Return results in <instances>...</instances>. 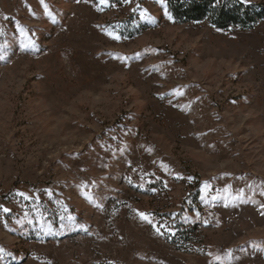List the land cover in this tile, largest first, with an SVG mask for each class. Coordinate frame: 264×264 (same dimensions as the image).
<instances>
[{
    "label": "rangeland",
    "instance_id": "1",
    "mask_svg": "<svg viewBox=\"0 0 264 264\" xmlns=\"http://www.w3.org/2000/svg\"><path fill=\"white\" fill-rule=\"evenodd\" d=\"M45 3L51 17L0 0V264H264V21L218 30L170 21L165 1ZM68 215L88 231L62 228Z\"/></svg>",
    "mask_w": 264,
    "mask_h": 264
},
{
    "label": "trees",
    "instance_id": "2",
    "mask_svg": "<svg viewBox=\"0 0 264 264\" xmlns=\"http://www.w3.org/2000/svg\"><path fill=\"white\" fill-rule=\"evenodd\" d=\"M164 1L170 15L179 24L208 22L218 30L231 28L251 30L264 21V3L252 2L241 5L239 0H220L219 3L216 0ZM127 24L129 26L131 22ZM135 30L130 29V37L139 32V30Z\"/></svg>",
    "mask_w": 264,
    "mask_h": 264
},
{
    "label": "snow or ice",
    "instance_id": "3",
    "mask_svg": "<svg viewBox=\"0 0 264 264\" xmlns=\"http://www.w3.org/2000/svg\"><path fill=\"white\" fill-rule=\"evenodd\" d=\"M77 2L79 3L80 0H77ZM85 2H87V0H85ZM97 2H98V5H100V6H109V0H97ZM122 2L130 3V0H122ZM158 2L161 3L162 5L164 4V0H158ZM216 2L219 3L220 0H216ZM39 3L43 7L45 14L49 15L51 17V12L49 10L48 4L45 3V0H39ZM239 3L241 5H247L249 3V0H239ZM97 10H101V8H98ZM133 11H135V9ZM164 14L170 21H173V17L169 14V12H168L166 7H165V10H164ZM52 19H53V22H55L54 17H52ZM140 19L141 20H145V19H149L150 20V17H148L146 12L142 11L140 13ZM16 30H17V33L19 34V38H21V47L22 48L27 50V49L36 47L35 41H33L31 38L28 37V34H27V32H26V30L24 28H22L19 25H17L16 26ZM3 34H4L3 29H0V35H3ZM106 34L111 39H113L114 41H117V42L122 39L121 35H119L115 30L106 31ZM0 59H4V54L3 53H0ZM174 94H176V93H174ZM179 94L183 95L182 92L179 93ZM161 99H163V97H161ZM189 179H191V178H189ZM248 187L251 188L252 186L248 185ZM230 189H231V186L225 187V189H224V192L226 194L225 197H224L225 199H228L229 196H230L234 200H241V201L245 200V193H244L243 189H239L235 193H231ZM210 190H211V186L209 184H205L204 188H203V191L205 192V194H207ZM18 195L22 196L25 200L31 201V197H29L27 194H25L23 192L18 193ZM260 195L264 196V192H261ZM49 196H51V193H49ZM86 198L87 199H91V196H88ZM211 198L213 200H216L217 196H213ZM98 207H99V205H98ZM260 208L264 209V204H261ZM0 210H2L3 213H5V214H7V213H9L11 211L9 208L3 207V206H0ZM37 211H38V209H37ZM65 211H67V209H65ZM262 214H264V213H262ZM137 215H139V217L143 221H146L147 223L151 224L153 229L157 232L158 235L159 234H163L161 232V229H163L164 232H167L170 237L174 236L176 234L174 226H170V225H168L166 223H161L160 225H157L156 222L154 221V218L150 217L149 214H146V213H143V212H139L138 211ZM25 216H27V213H25ZM60 219H61V221L67 219L68 222H69L67 225H63L62 224L61 225L62 228L63 227H67V228H69L71 230L79 229V230L84 231V232L88 231V228H86L83 224L77 225L75 223L76 218L74 216H72V215H68L67 217L61 216ZM173 219H175V217H173ZM28 223H32V221L29 220ZM41 231H44L43 226L41 227ZM46 234H55V233L52 232V229L49 226L48 229H47V233ZM226 255H227V258L229 260H231L233 258V256H234V254L231 251H229ZM10 256H11V253L5 252V250L3 248H0V261H3V260H5L6 258H8ZM12 258L15 259V257H12Z\"/></svg>",
    "mask_w": 264,
    "mask_h": 264
}]
</instances>
